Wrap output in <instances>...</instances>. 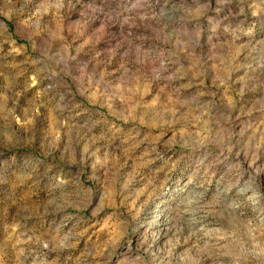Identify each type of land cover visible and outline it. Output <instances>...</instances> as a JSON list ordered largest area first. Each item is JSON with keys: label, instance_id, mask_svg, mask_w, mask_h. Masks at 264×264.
I'll return each instance as SVG.
<instances>
[{"label": "rangeland", "instance_id": "374dc122", "mask_svg": "<svg viewBox=\"0 0 264 264\" xmlns=\"http://www.w3.org/2000/svg\"><path fill=\"white\" fill-rule=\"evenodd\" d=\"M0 264H264V0H0Z\"/></svg>", "mask_w": 264, "mask_h": 264}]
</instances>
